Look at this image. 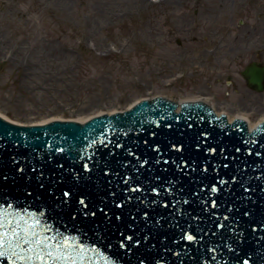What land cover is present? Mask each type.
Listing matches in <instances>:
<instances>
[{
    "label": "water",
    "instance_id": "95a60500",
    "mask_svg": "<svg viewBox=\"0 0 264 264\" xmlns=\"http://www.w3.org/2000/svg\"><path fill=\"white\" fill-rule=\"evenodd\" d=\"M241 75L249 88L264 90V65L250 62ZM203 104L188 103L175 112L176 106L164 99L142 100L123 114L96 117L83 125L50 122L19 127L0 119V205L17 222L39 221L41 235L83 244L88 249L83 264H137L138 259L145 264L157 260L160 264H242L244 258L264 264V122L248 132L243 119L229 124ZM202 132L209 135L202 137ZM208 146L217 152L210 155ZM249 148L254 149L251 154ZM257 151L261 156L255 155ZM85 162L89 173L83 170ZM233 175L237 181L231 180ZM219 179L226 183L220 184ZM213 183L218 191L209 193ZM137 184L139 190L125 191ZM241 184L251 187L250 202L239 198ZM153 187L159 192H152ZM64 188L71 189L72 198L70 207L61 209L55 197ZM80 197L95 216L83 215L77 204ZM211 200L217 201V207L211 206ZM113 201L122 207L116 208ZM105 205L106 211L102 210ZM229 208L250 213L239 217L244 239L238 241L230 260L219 251L206 252L220 242V236L212 232L228 231L215 228L212 221L225 223ZM115 215H121V220ZM182 230L197 239H181ZM121 232L143 233L149 240L126 253L118 248ZM0 264L7 260L0 257Z\"/></svg>",
    "mask_w": 264,
    "mask_h": 264
},
{
    "label": "rangeland",
    "instance_id": "374dc122",
    "mask_svg": "<svg viewBox=\"0 0 264 264\" xmlns=\"http://www.w3.org/2000/svg\"><path fill=\"white\" fill-rule=\"evenodd\" d=\"M252 61L264 65V0H0V117L17 125L157 95L201 96L253 123L264 90L241 75Z\"/></svg>",
    "mask_w": 264,
    "mask_h": 264
},
{
    "label": "snow or ice",
    "instance_id": "6c2138e0",
    "mask_svg": "<svg viewBox=\"0 0 264 264\" xmlns=\"http://www.w3.org/2000/svg\"><path fill=\"white\" fill-rule=\"evenodd\" d=\"M188 127H191L189 124ZM203 136H208L209 133L202 132L200 134ZM198 148L200 144L196 145ZM116 147H120L119 144ZM158 147V146H157ZM173 148H179L180 146L177 144L172 145ZM57 151H62V149H57ZM207 153L214 154L217 152L216 147L208 146L206 148ZM236 152H240V148L235 149ZM248 153L251 154L254 149H247ZM221 154H224V149H220ZM257 157L261 156L260 152H255ZM227 167V165H224ZM246 166V165H245ZM83 170L85 173L90 172V167L87 162L83 164ZM107 171V167L104 169ZM203 171H207V165L202 166ZM40 176L43 177V172L40 173ZM128 177H125L127 180ZM238 177L233 175L231 180L237 181ZM240 179H243V173L240 175ZM220 184H225L226 181L223 179H219ZM43 187V183L40 185ZM243 192L239 197L241 201L250 202L252 199V189L250 186H245L241 184ZM137 191L139 190V184H137L133 189L125 188V191ZM151 191L154 193H158L159 189L153 187ZM209 193H216L218 191L215 183L211 184V186L207 189ZM60 196L55 197V192L52 193L53 197L58 200L61 209L64 206L71 205L72 191L71 189L64 188L60 190ZM30 194V193H29ZM180 201L174 200L173 203L178 204ZM116 208H121L122 203H118L113 201ZM187 203V201H185ZM207 203L205 202V207H207ZM211 206L213 208L217 207V201L211 200ZM77 204L80 206V210L83 211L84 216H95L96 213L93 211H89L88 206L86 204L85 198L80 197L77 200ZM8 208H11L12 205L8 204ZM107 205L104 206V211H106ZM55 211V209H53ZM249 210L237 209L235 212L232 211L231 208L227 210V215L223 217L225 223H219L216 221H212L217 229H227L228 231L222 232H212L213 236H220V242L216 245L215 248H207L206 252H216L219 251L222 256L226 259L230 260L235 251L239 248L238 241L244 239L243 231L240 229L239 225V217L249 216ZM71 215L75 218L77 215V211H73ZM145 217L148 216V213H143ZM212 216H215L216 213L212 212ZM115 219L117 221L121 220V215H115ZM22 220V218H21ZM111 222V221H109ZM235 224L236 227L233 228L232 225ZM39 225V221L35 219H31L29 221H25L23 223L17 222V218L12 216L10 213L6 212L3 205H0V257H4L7 260V264H83L84 254L88 251L84 247L83 244L75 245L69 242L67 237H62L61 240L57 241L54 237H49L47 235H41V233L37 230ZM134 226V225H133ZM253 231L256 230V225H253ZM45 232L50 231L49 229H45ZM119 231V228L117 229ZM127 231V228L125 229ZM231 232V235H229ZM227 240H231V243H227ZM181 239L187 241H194L197 239L196 236L183 231L181 232ZM149 237L143 233H140L139 236L136 232L132 234H125L121 232V235L118 239V248L124 249L126 253H132L134 249V245L141 246L142 242H148ZM112 245L109 244V247ZM95 246L93 245V248ZM212 261H216V257L212 256ZM239 259V257H237ZM137 264H145L144 259H138ZM156 264H160V261L157 260ZM242 264H254L250 262L249 259L244 258L242 260Z\"/></svg>",
    "mask_w": 264,
    "mask_h": 264
},
{
    "label": "bare ground",
    "instance_id": "6f19581e",
    "mask_svg": "<svg viewBox=\"0 0 264 264\" xmlns=\"http://www.w3.org/2000/svg\"><path fill=\"white\" fill-rule=\"evenodd\" d=\"M245 39H243L242 40V43L244 44V45H247V44H249V43H253L254 41H257V39H255L256 37H252V36H249V37H244ZM163 97H165V98H169V97H167V96H163ZM149 99V98H148ZM138 102V101H137ZM136 102V103H137ZM177 103H193V102H203L204 103V105H207L209 102H208V100L206 99V98H203V97H199V96H196V97H182V98H180L179 99V101H176ZM136 103H134V104H136ZM133 104V105H134ZM133 105H130V106H128V107H126V110H129L130 108H131V106H133ZM210 105V104H209ZM249 107H248V109L249 110H252V108H256V103L255 104H253L252 102L251 103H249ZM211 106V105H210ZM212 107V106H211ZM212 109H213V111L215 112V115H221L222 113H218V111H215L214 110V108L212 107ZM117 112H109L108 113V115H113V114H116ZM224 115H225V118H226V120L230 123V122H232L234 119H243L244 120V122H246V125H247V127H248V130H251V129H253L254 127H257V126H259V124L260 123H262V121H264V113H262L261 114V116L259 117V119L256 121V122H253V123H249L248 122V117L245 115V114H242V113H231V114H228V115H226V113H223ZM53 121H57L56 119H54V120H47L46 122H42V123H38V124H34V125H41V124H46V123H50V122H53ZM73 122H76V123H83V122H81V121H73ZM17 125V124H16ZM19 126H26V125H19Z\"/></svg>",
    "mask_w": 264,
    "mask_h": 264
},
{
    "label": "flooded vegetation",
    "instance_id": "af4514ba",
    "mask_svg": "<svg viewBox=\"0 0 264 264\" xmlns=\"http://www.w3.org/2000/svg\"><path fill=\"white\" fill-rule=\"evenodd\" d=\"M245 39V38H244Z\"/></svg>",
    "mask_w": 264,
    "mask_h": 264
}]
</instances>
